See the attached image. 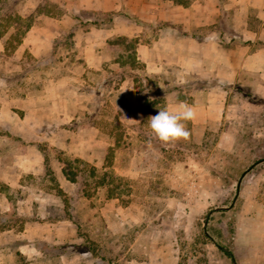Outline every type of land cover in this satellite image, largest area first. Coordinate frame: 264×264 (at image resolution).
<instances>
[{
  "label": "rangeland",
  "instance_id": "rangeland-1",
  "mask_svg": "<svg viewBox=\"0 0 264 264\" xmlns=\"http://www.w3.org/2000/svg\"><path fill=\"white\" fill-rule=\"evenodd\" d=\"M0 1V106L21 99L30 110L37 102L43 133L23 142L46 155L43 173L24 174V187L0 184L10 201L9 210L0 205V264H233L215 241L232 246L239 264H261L260 73L244 71L228 87L230 106L220 120L202 128L186 121L187 138L163 142L148 118L172 101L194 99L205 83L167 79L148 72L142 60L131 61L128 46L140 37L117 42L127 36L118 29L134 18L87 8L86 0H43L20 19L19 0ZM43 10L61 20L48 30L53 52L16 54L26 30L38 36ZM22 82L8 96L7 87ZM7 132L0 134L22 138ZM100 145L106 146L103 160L94 148ZM92 153L94 161L86 158ZM64 166L76 173L73 194L57 178ZM251 225L260 229L255 246L239 237Z\"/></svg>",
  "mask_w": 264,
  "mask_h": 264
},
{
  "label": "crops",
  "instance_id": "crops-1",
  "mask_svg": "<svg viewBox=\"0 0 264 264\" xmlns=\"http://www.w3.org/2000/svg\"><path fill=\"white\" fill-rule=\"evenodd\" d=\"M41 1L43 0L13 2L22 19L31 10L41 6ZM86 1L87 8L96 11L122 10L128 20L130 17L134 18L131 23L119 28L118 33L140 37L137 55L148 72L182 82H190L194 78L204 81L205 86L198 89L194 99L168 103L169 110H175L180 103L192 106L195 117L191 121L197 127L202 128L223 117L224 111L230 106L228 87L240 82L244 71L258 72L264 78V0H190L189 4L174 0ZM37 18L38 36L26 30L16 54L31 52L40 57L53 52L51 41L54 35L48 30L61 20L45 10ZM160 24L163 26H158ZM42 40H45L44 43L39 44ZM0 50H4L1 32ZM7 88L11 91L8 94L11 97L16 92L14 89H23L24 86L22 82L11 84ZM3 101L0 106V127L23 139L12 140L10 134H0V184L24 187V174L30 172L38 175L44 171V152L37 144L23 142L30 135L43 133L38 130L42 126L40 110L37 102L30 110H26L20 106L21 99H18L17 104ZM15 108H21L22 111ZM52 132L55 135V127ZM59 145L61 148L65 147L61 143ZM94 148L99 149L102 153L100 159L103 160L106 146ZM95 157V153L86 156L90 161H94ZM56 174L60 187L73 194L75 184L64 175L62 167L58 168ZM8 204L10 205V201L6 194L0 191V205L9 210ZM259 230L255 225L248 226L247 229L243 227L240 240L247 239L250 245L255 246L259 243L256 242L258 239L255 235ZM260 240L261 264H264V236Z\"/></svg>",
  "mask_w": 264,
  "mask_h": 264
},
{
  "label": "clouds",
  "instance_id": "clouds-1",
  "mask_svg": "<svg viewBox=\"0 0 264 264\" xmlns=\"http://www.w3.org/2000/svg\"><path fill=\"white\" fill-rule=\"evenodd\" d=\"M194 117V108L186 103H180L175 110L159 108L157 114L148 118V124L161 141L174 142L189 136L185 122Z\"/></svg>",
  "mask_w": 264,
  "mask_h": 264
},
{
  "label": "trees",
  "instance_id": "trees-1",
  "mask_svg": "<svg viewBox=\"0 0 264 264\" xmlns=\"http://www.w3.org/2000/svg\"><path fill=\"white\" fill-rule=\"evenodd\" d=\"M174 1L182 3V4H189L190 3V0H174ZM19 40L21 41L22 38H20ZM125 40L130 41V38L128 36L119 37L117 43L120 44V45L124 44ZM128 47L131 49V53L129 54V58L131 59V61L140 62L139 58H138V55H137V43L136 44H134V43L130 44ZM1 132L8 133L6 130L1 129V127H0V133ZM72 162H75L78 165L80 163H83V164L86 163L87 164V162L84 161L81 158H76ZM93 169L95 171V167H93ZM63 171H64L65 175L69 179H71L72 181H75V182L77 181L76 173L69 172L65 166H64ZM73 174H74V176H72ZM61 192H62L61 194L64 195V192L62 190H61ZM230 231H231L230 233H232V237H233V233L235 232L234 223H233V225L232 224L230 225ZM232 237H231V239H232ZM231 243L233 244L232 240H231ZM215 244H217V246L220 248V250H222L228 257L231 258L233 264H239L238 258H237L236 254H235V250L233 249L232 246L231 247L227 246V245H225L223 243H219L218 241H215Z\"/></svg>",
  "mask_w": 264,
  "mask_h": 264
},
{
  "label": "water",
  "instance_id": "water-1",
  "mask_svg": "<svg viewBox=\"0 0 264 264\" xmlns=\"http://www.w3.org/2000/svg\"><path fill=\"white\" fill-rule=\"evenodd\" d=\"M250 168H251V167H250ZM250 168H249V169H250ZM246 172H247V171H245L244 174H245ZM226 208H227V207H226Z\"/></svg>",
  "mask_w": 264,
  "mask_h": 264
}]
</instances>
